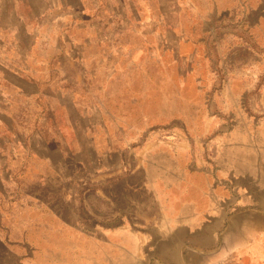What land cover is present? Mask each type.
<instances>
[{"label": "rangeland", "instance_id": "1", "mask_svg": "<svg viewBox=\"0 0 264 264\" xmlns=\"http://www.w3.org/2000/svg\"><path fill=\"white\" fill-rule=\"evenodd\" d=\"M262 124L264 0H0V264L77 259L152 203L126 190L148 145L213 167Z\"/></svg>", "mask_w": 264, "mask_h": 264}, {"label": "crops", "instance_id": "2", "mask_svg": "<svg viewBox=\"0 0 264 264\" xmlns=\"http://www.w3.org/2000/svg\"><path fill=\"white\" fill-rule=\"evenodd\" d=\"M251 139L212 145L213 167L201 145H148L126 190L145 191L152 203L129 196L132 212L118 210L117 226L81 234L77 259L63 264L255 262L264 254V133Z\"/></svg>", "mask_w": 264, "mask_h": 264}]
</instances>
